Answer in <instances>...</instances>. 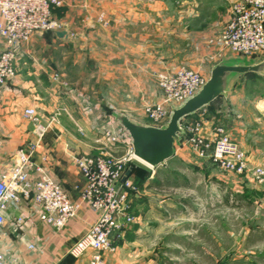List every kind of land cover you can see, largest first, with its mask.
Here are the masks:
<instances>
[{
	"label": "rangeland",
	"instance_id": "374dc122",
	"mask_svg": "<svg viewBox=\"0 0 264 264\" xmlns=\"http://www.w3.org/2000/svg\"><path fill=\"white\" fill-rule=\"evenodd\" d=\"M63 1L65 4L67 0ZM106 1L109 0H81V6L85 9ZM232 2L165 0L166 14L174 19V33L159 32L154 38L159 46L148 53L152 70L144 78L147 82L129 84L121 70L122 75L117 71L115 85L100 83L93 89L89 87L88 92L81 91L84 100L93 94L100 115L86 118L72 112V115L44 116L41 124L47 129L43 140L49 135L47 140L84 141L89 136L86 128L92 126L103 137V128L115 125L110 121L111 109L127 113L141 109L150 123L145 105L162 98L159 75L168 71L165 69L168 64L177 69L189 67L209 76L211 67L222 58L240 55L222 45ZM101 14L107 18L105 12L98 18ZM98 18L99 28L108 27ZM256 76L241 77L226 98L221 97L186 117L181 145L172 159L155 168L136 163L139 167L131 179L140 181L142 187L131 197L134 221L126 225L127 231L137 235L128 247L136 260L134 264H264V174L255 181L251 179L252 168L264 171V113L256 107L258 101H264V78L254 79ZM67 87L71 92L78 86ZM68 100L70 104L71 99ZM198 123L202 126L200 134L210 140L216 137V127L224 128L244 150L249 170L236 173L208 154L200 157L195 153L188 141L192 135L188 128ZM103 140L110 145L106 138ZM88 155L97 154L81 156ZM141 166L146 169L142 170ZM6 260L9 262L7 257Z\"/></svg>",
	"mask_w": 264,
	"mask_h": 264
},
{
	"label": "crops",
	"instance_id": "0c3cea01",
	"mask_svg": "<svg viewBox=\"0 0 264 264\" xmlns=\"http://www.w3.org/2000/svg\"><path fill=\"white\" fill-rule=\"evenodd\" d=\"M63 5L53 7L52 14L64 24L60 31H66V36H58L57 31L37 32L15 51V76L6 83L0 99V172L12 164L17 150L26 148L36 139L35 125L23 116L25 108H35L40 118L57 112L60 115L74 112L73 115L86 118L99 116L93 94L84 100L80 97L81 91L88 92L89 87L93 89L100 83L115 85L117 71L121 70L125 82L145 84L144 78L152 70L148 53L159 46L154 38L159 32L174 33V19L166 14L165 0H109L90 4L85 7L87 10L81 6V0H67ZM101 12L106 13L109 21L106 28H99L96 22ZM160 22L165 23L160 26ZM3 48L4 40L0 35V50ZM159 65L162 67L163 64ZM165 69L174 71L177 67L168 64ZM55 74L58 81L54 79ZM69 84L78 86L76 91L69 92ZM256 107L264 113V101H258ZM114 110H122L111 109L109 112L111 123L119 126L112 117ZM122 112L150 124L141 109L135 108L134 113ZM92 127L86 128L89 135L86 140L74 143L47 140L49 135H46L33 156V160L43 165L75 201L85 182L75 158L82 154H98L109 148L101 132ZM177 149L178 146L176 153ZM40 214L41 208L23 195L18 203L11 204L0 236V247L9 264H88L89 254L77 259L68 251L95 221V212L88 207L81 208L61 231L40 220ZM21 215L26 217L25 222L15 230L13 222ZM136 238L137 235L132 230L127 231L126 226L117 232L112 238L116 255H107L108 264H134L136 260L128 247ZM30 245L35 248L30 249Z\"/></svg>",
	"mask_w": 264,
	"mask_h": 264
},
{
	"label": "built area",
	"instance_id": "2783aa9c",
	"mask_svg": "<svg viewBox=\"0 0 264 264\" xmlns=\"http://www.w3.org/2000/svg\"><path fill=\"white\" fill-rule=\"evenodd\" d=\"M63 4V0H0V35L4 40V48L0 50V99L6 83L15 76L16 49L37 32L62 30L63 23L53 17L52 8ZM98 19L103 25H109L104 14ZM222 45L236 54H264V0H233ZM207 77L189 67L162 72L159 81L163 96L159 101L147 103L144 109L150 124L160 126L166 123L170 105H179L195 94ZM54 79L58 81V75ZM23 116L35 125L36 139L26 148L17 150L12 164L0 172V236L11 204L18 203L21 195L41 208L40 220L56 231H61L81 208L88 207L95 212L96 219L68 253L77 259L89 254L88 264H108L107 255L116 252L112 238L134 221L131 197L141 189L127 172L131 164L144 163L135 157L130 139L120 126L103 128V137L109 141V148L102 154L75 158L85 182L78 200H72L62 184L33 160L47 129L41 124L37 110L25 108ZM188 129L192 133L189 144L200 157L208 154L215 162L236 173L244 174L249 170L244 150L224 128L216 127V137L211 140L200 134V123ZM263 174L262 168L251 169L253 181ZM25 218L23 215L16 218L13 222L15 230L21 228ZM0 264H9L1 247Z\"/></svg>",
	"mask_w": 264,
	"mask_h": 264
},
{
	"label": "water",
	"instance_id": "95a60500",
	"mask_svg": "<svg viewBox=\"0 0 264 264\" xmlns=\"http://www.w3.org/2000/svg\"><path fill=\"white\" fill-rule=\"evenodd\" d=\"M60 37L66 31H57ZM254 74L264 77V54L230 55L214 64L201 88L179 105H170V115L160 126L143 123L125 112L114 110L112 117L130 139L135 157L150 168L163 165L176 154L181 145L183 120L210 105L221 96H227L241 77ZM130 171L127 172V176Z\"/></svg>",
	"mask_w": 264,
	"mask_h": 264
},
{
	"label": "trees",
	"instance_id": "16d2710c",
	"mask_svg": "<svg viewBox=\"0 0 264 264\" xmlns=\"http://www.w3.org/2000/svg\"><path fill=\"white\" fill-rule=\"evenodd\" d=\"M250 75H254V74H250ZM249 75V76H250ZM248 76V75H247ZM136 164H131V169H130V174L128 176H130L132 178V176H134V173H135V169H137L136 167H139V166H135ZM142 170L146 169V166H144L143 168L141 167ZM134 184H136L137 186H139L140 188L142 187V184L140 183V181L136 182V181H133Z\"/></svg>",
	"mask_w": 264,
	"mask_h": 264
}]
</instances>
